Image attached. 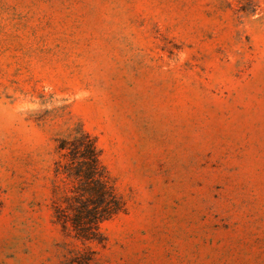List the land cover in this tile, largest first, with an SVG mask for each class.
<instances>
[{"label": "rangeland", "instance_id": "1", "mask_svg": "<svg viewBox=\"0 0 264 264\" xmlns=\"http://www.w3.org/2000/svg\"><path fill=\"white\" fill-rule=\"evenodd\" d=\"M124 210L97 264H264V0H0V264H66L57 138Z\"/></svg>", "mask_w": 264, "mask_h": 264}, {"label": "trees", "instance_id": "2", "mask_svg": "<svg viewBox=\"0 0 264 264\" xmlns=\"http://www.w3.org/2000/svg\"><path fill=\"white\" fill-rule=\"evenodd\" d=\"M56 151L59 159L53 167V221L65 235L82 244L70 251L66 264H97L87 244L103 241L101 224L122 212L124 202L89 132L78 126L72 135L57 138Z\"/></svg>", "mask_w": 264, "mask_h": 264}]
</instances>
